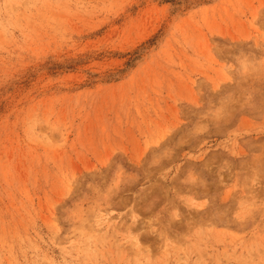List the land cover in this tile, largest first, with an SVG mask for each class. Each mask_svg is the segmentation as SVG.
I'll list each match as a JSON object with an SVG mask.
<instances>
[{"label": "rangeland", "instance_id": "1", "mask_svg": "<svg viewBox=\"0 0 264 264\" xmlns=\"http://www.w3.org/2000/svg\"><path fill=\"white\" fill-rule=\"evenodd\" d=\"M0 264H264V0H0Z\"/></svg>", "mask_w": 264, "mask_h": 264}, {"label": "bare ground", "instance_id": "2", "mask_svg": "<svg viewBox=\"0 0 264 264\" xmlns=\"http://www.w3.org/2000/svg\"><path fill=\"white\" fill-rule=\"evenodd\" d=\"M109 221V220H108ZM108 227V226H107Z\"/></svg>", "mask_w": 264, "mask_h": 264}]
</instances>
